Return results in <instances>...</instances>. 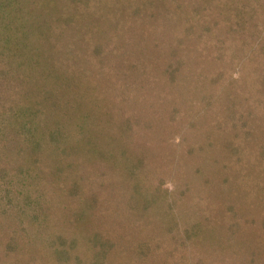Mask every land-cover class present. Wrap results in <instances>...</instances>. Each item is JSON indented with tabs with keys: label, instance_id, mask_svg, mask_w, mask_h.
<instances>
[{
	"label": "rangeland",
	"instance_id": "1",
	"mask_svg": "<svg viewBox=\"0 0 264 264\" xmlns=\"http://www.w3.org/2000/svg\"><path fill=\"white\" fill-rule=\"evenodd\" d=\"M12 8L0 264H264V0Z\"/></svg>",
	"mask_w": 264,
	"mask_h": 264
},
{
	"label": "trees",
	"instance_id": "2",
	"mask_svg": "<svg viewBox=\"0 0 264 264\" xmlns=\"http://www.w3.org/2000/svg\"><path fill=\"white\" fill-rule=\"evenodd\" d=\"M15 1H17V0H0V12L2 11V12H8V14H9V12H11L12 14H15L16 13V11L14 10V8H12V6L13 7H15ZM3 20L4 18L3 17H1L0 16V20ZM0 30H1V27L2 26H4L5 25V22L3 21H0ZM2 31V30H1ZM26 39H30L31 38V34H29V35H27V37H25ZM25 38L22 40V41H25ZM0 39H1V41L2 42H5V39H7L8 40V37H7V34H6V29L2 32V34H1V36H0ZM7 40H6V42H7ZM21 45H22V42H21ZM19 48V47H18ZM25 49H26V47H25ZM24 52H26V51H24ZM14 54V53H13ZM20 54V53H19ZM28 74V75H27ZM25 77H30L31 76V74L30 73H25ZM32 80H30V82H31ZM11 87V84L9 85L8 84V86H7V90L9 89ZM13 89V88H12ZM11 88H10V90H12ZM11 108V109H10ZM8 109H10L9 111L7 110V112H6V115H8L10 118H12L15 114L13 113V112H16L12 107H8ZM12 116V117H11ZM58 119V118H57ZM80 122V121H79ZM77 124H80V125H77V126H79V130H78V135L80 136V137H82L83 136V134L85 133V130L86 129H84L83 127L81 128V123H77ZM62 127V126H61ZM5 129V127L4 128H1L0 129V135L2 136V133H3V130ZM60 130H61V128H59ZM62 129H63V131L65 132V133H67V130L64 128V127H62ZM59 131V130H58ZM55 132V131H54ZM54 132L53 131H51L50 132V134H49V137L51 138V139H53V136H54ZM21 135H23V134H20L19 136H21ZM25 137V136H24ZM12 244V242H10V245Z\"/></svg>",
	"mask_w": 264,
	"mask_h": 264
}]
</instances>
